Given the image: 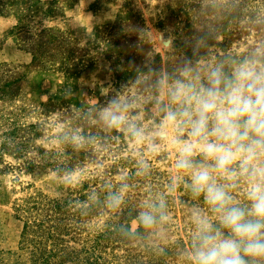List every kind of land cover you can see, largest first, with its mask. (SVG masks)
<instances>
[{"label": "rangeland", "instance_id": "1", "mask_svg": "<svg viewBox=\"0 0 264 264\" xmlns=\"http://www.w3.org/2000/svg\"><path fill=\"white\" fill-rule=\"evenodd\" d=\"M158 32L181 47L168 53ZM192 35L206 37L209 58L245 54L264 41V0H0V264H182L190 208L202 201L167 194L170 149L150 154L97 110L130 62L153 50L171 67ZM141 159L150 170L138 175ZM125 184L123 205L110 208L107 195ZM160 193L170 216L161 235L124 236L120 226L135 227Z\"/></svg>", "mask_w": 264, "mask_h": 264}, {"label": "clouds", "instance_id": "2", "mask_svg": "<svg viewBox=\"0 0 264 264\" xmlns=\"http://www.w3.org/2000/svg\"><path fill=\"white\" fill-rule=\"evenodd\" d=\"M136 31L140 47L146 29ZM158 33L168 53L181 47L174 34ZM182 43L191 53L171 67L158 62L153 50L140 65L130 62L132 75L105 99L97 118L150 154L170 149L167 194L184 189L202 201L190 208L182 264H264V41L245 54L214 59L201 54L205 36ZM149 170L147 160L137 162L138 175ZM126 187L107 195L110 208H121ZM133 221L135 227L120 226L127 238L160 236L170 222L167 196H149ZM157 252L167 254L163 247Z\"/></svg>", "mask_w": 264, "mask_h": 264}, {"label": "trees", "instance_id": "3", "mask_svg": "<svg viewBox=\"0 0 264 264\" xmlns=\"http://www.w3.org/2000/svg\"><path fill=\"white\" fill-rule=\"evenodd\" d=\"M2 146H4V144H2Z\"/></svg>", "mask_w": 264, "mask_h": 264}]
</instances>
